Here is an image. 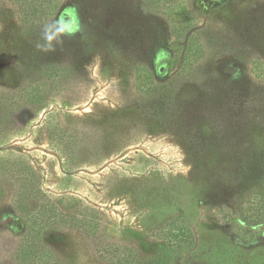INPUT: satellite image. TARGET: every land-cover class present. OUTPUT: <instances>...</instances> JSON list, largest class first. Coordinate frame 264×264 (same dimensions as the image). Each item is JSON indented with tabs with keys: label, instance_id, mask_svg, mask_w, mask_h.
Returning <instances> with one entry per match:
<instances>
[{
	"label": "rangeland",
	"instance_id": "rangeland-1",
	"mask_svg": "<svg viewBox=\"0 0 264 264\" xmlns=\"http://www.w3.org/2000/svg\"><path fill=\"white\" fill-rule=\"evenodd\" d=\"M58 1L44 72L0 0V264H264V0Z\"/></svg>",
	"mask_w": 264,
	"mask_h": 264
},
{
	"label": "trees",
	"instance_id": "trees-1",
	"mask_svg": "<svg viewBox=\"0 0 264 264\" xmlns=\"http://www.w3.org/2000/svg\"><path fill=\"white\" fill-rule=\"evenodd\" d=\"M81 1H87L86 4V12H87V20L88 22H94L93 17V10L92 8L89 7L88 5V1L89 0H81ZM16 2H18V5L20 6V12L23 16V21H24V25L26 23L30 24V29L33 30V25L34 22L37 21V23L39 24L41 29H45L47 34L48 30H47V26L49 25V18L51 16V14L53 12H57L58 15L62 16L63 14L69 12L70 14H73L70 12L71 10V5H67V4H63L61 5V3L58 0L54 1V5L51 6V2L49 1L47 4H44L45 1L41 0L39 2H37L36 0H31L30 2H24V0H16ZM157 5L156 7H160L163 5L162 4H158L159 1L156 2ZM165 9V7H163ZM39 14V18H36L37 15ZM171 15H174L173 13ZM33 19V20H31ZM69 19H72V17H70ZM28 31L26 29V31H24V34L27 36H30L33 38V42H35L36 44L41 43L42 45V49L41 51L37 52V49L35 48H31L28 47L26 52L28 54L26 61H22V65L27 68V69H32V70H36V71H44V72H51L52 70L54 71H58L57 67L58 64L56 61H53L48 59L46 60L45 54H49L50 52H57V49L61 48V45H58L55 43V41L49 37V35H45L42 34L41 32H38L37 30H33L34 32L32 33L31 31L29 32V26L27 27ZM35 28V27H34ZM28 32V33H27ZM54 41V42H53ZM39 52H44L43 54V58L44 61L41 63H37L34 64L36 61V58L34 60V62H32V59L36 56L39 59V55H37ZM37 53V54H36ZM196 58V57H194ZM41 59V57H40ZM190 62V59L187 60V63ZM57 69V70H56ZM34 86H40V88H44L45 84L44 83H33ZM23 92V90L21 91ZM38 103H42L45 104L46 98H44L43 96L38 98ZM46 105V104H45ZM44 107H41L40 110H44ZM32 217L30 218L29 224L32 227V231L36 232L37 230H40V228L42 230H47L50 228V226H53L54 224L56 225L57 222H59V219L57 218V215L55 213H53L52 210H46L45 207H41L40 210L35 211L34 214L31 215ZM49 216H52L53 219H49ZM54 225V226H55Z\"/></svg>",
	"mask_w": 264,
	"mask_h": 264
}]
</instances>
